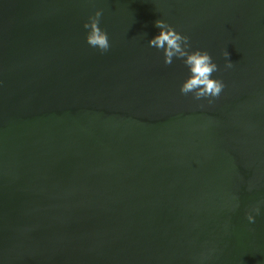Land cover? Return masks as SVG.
<instances>
[{"label": "water", "instance_id": "obj_1", "mask_svg": "<svg viewBox=\"0 0 264 264\" xmlns=\"http://www.w3.org/2000/svg\"><path fill=\"white\" fill-rule=\"evenodd\" d=\"M158 19L218 64L213 103ZM0 264H264V0H0Z\"/></svg>", "mask_w": 264, "mask_h": 264}, {"label": "clouds", "instance_id": "obj_2", "mask_svg": "<svg viewBox=\"0 0 264 264\" xmlns=\"http://www.w3.org/2000/svg\"><path fill=\"white\" fill-rule=\"evenodd\" d=\"M102 15L103 9L97 10L93 16L89 17L84 28L89 29L86 37L87 43L93 48H98L101 53H106L111 45L108 33L99 26ZM155 26L160 29V32L149 41V46L164 52L165 65H172L174 58H177L182 59L190 69L189 78L181 85V93L183 95L192 93L195 100L207 98L209 104L213 103L215 98H219L226 85L222 79L212 78L213 73L219 71V66L213 62L211 54L200 49L189 51L190 37L177 32L165 20H156ZM224 55L227 58L226 68L234 67L235 63L229 58L230 53L226 50ZM249 190L251 191V188ZM257 215H260L259 205L247 213L246 219L250 224H254Z\"/></svg>", "mask_w": 264, "mask_h": 264}]
</instances>
